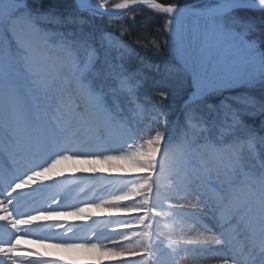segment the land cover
I'll return each mask as SVG.
<instances>
[{
	"label": "snow or ice",
	"instance_id": "snow-or-ice-1",
	"mask_svg": "<svg viewBox=\"0 0 264 264\" xmlns=\"http://www.w3.org/2000/svg\"><path fill=\"white\" fill-rule=\"evenodd\" d=\"M144 7L161 16L158 30L175 51L153 88L161 101L186 90L183 125L170 126L160 104L149 110L139 101L134 75L109 64L105 49L114 34L101 33L97 41L92 33L46 32L44 39L65 56L57 66L37 58L18 30L72 24L82 31L98 16ZM192 18L204 22L195 53L185 25ZM69 84L75 94L65 91ZM257 86L264 89V0H214L202 8L180 0H73L67 16L36 9L32 0H0V264H177L178 252L190 248L219 253L202 257L217 264H264V121L258 131L243 119L257 111L264 116V102L257 109L246 92L223 95ZM119 95L127 98L130 117L109 103ZM109 127L115 133L102 135ZM114 161L131 168L115 165L122 174H113L96 167ZM68 162L89 167L69 173L61 167ZM77 172L102 181L101 193L81 190L84 199L66 204L68 195L57 187ZM92 209L128 215L91 237L78 236L76 224L60 219L94 221ZM185 228L204 231L186 239ZM33 236L97 255L87 262L23 247L21 240Z\"/></svg>",
	"mask_w": 264,
	"mask_h": 264
},
{
	"label": "trees",
	"instance_id": "trees-1",
	"mask_svg": "<svg viewBox=\"0 0 264 264\" xmlns=\"http://www.w3.org/2000/svg\"><path fill=\"white\" fill-rule=\"evenodd\" d=\"M158 1L161 2V0ZM162 2H175V0H162ZM180 2L182 4L203 7L205 6L206 0H180ZM38 4L39 8L55 11V13L60 16L63 14H69L73 11V0H38ZM134 12L135 20L133 21L130 19L133 15L132 12V14L128 16V23L120 19H110L105 16L99 17L98 19H100L101 26H98L96 31L92 32L99 33L98 37L94 36L95 40L99 41L101 33L105 30H107L108 33L112 32V34L118 36L120 41L124 43L126 47L124 50L120 49V51L126 54L121 55L120 59L115 62V65L113 63L112 66L123 67L128 73L134 75V77L140 82L138 92L148 90L143 94L147 93V97H149L150 100H156L164 111H168L173 107L171 101L175 102L174 105L178 108L181 100L184 99V94L177 99H173L178 95L175 93V96L172 94L167 100L161 101L153 88L154 83H156L155 80L158 79L156 78V66L165 62L163 59L168 57V46L166 48L164 33L163 31L158 30L162 18L148 9L134 10ZM69 25H67L66 29L71 27ZM95 27L96 24H94V28ZM121 32H126V34L121 37ZM253 35L259 38V33ZM153 41H155L156 45H159L158 48L154 46ZM116 50L119 51V48H116ZM161 57L163 59H160ZM169 62L170 61H166V64ZM184 93H186V91Z\"/></svg>",
	"mask_w": 264,
	"mask_h": 264
},
{
	"label": "rangeland",
	"instance_id": "rangeland-1",
	"mask_svg": "<svg viewBox=\"0 0 264 264\" xmlns=\"http://www.w3.org/2000/svg\"><path fill=\"white\" fill-rule=\"evenodd\" d=\"M212 1H214V0H212ZM212 1L206 0L205 6H207V5L211 6L214 3ZM116 2H120V0H110V3H116ZM32 5L36 9H42V8H39L38 0H32ZM188 5H190V4H188ZM139 9H148V8L144 7V8H137V9H134V10H139ZM133 11H125L121 16H115V15L114 16H115L116 19H118V20L120 19V20H123V21L128 23L129 22V21H127V20H129L128 16H130ZM67 15L68 14H66V15L63 14L62 16H67ZM98 18H99V16L96 17L90 24L84 25L82 31L77 26L72 25V24H70V25L68 24L71 27L68 26L69 28H67V29H66L67 25H65L63 27H60V26L48 27V26H46L45 30H42L39 25H37L35 29H31L27 25H19L18 28H19V31H21L23 33L26 32V35H27V32H28L29 36H27V40L30 43V45L32 46V48L34 49L35 54L37 56V54H39L41 52V48L39 47L40 45L38 44V40L35 41V39L42 38V41H43L44 34L46 32L55 31V30H61V31H64V32L75 33L76 35H80V36H86L89 33L95 32L96 28L98 26H101L100 19H98ZM94 24H96L95 28H94ZM185 25H186V27L190 30V32L193 35L192 48H193V51L195 53V52L199 51V49L201 48V44H202V40H203V37H202L201 34L203 32L204 22L202 20H200V19L192 18V19L186 21ZM254 34H257V33H254ZM93 36L98 37L99 33H94ZM164 37H165L164 41L166 43V48L168 46L167 54H168L169 58L168 57H166L164 59L162 57L160 58V59L165 60V62H162L159 66H156V70H157L156 78H158V79H156L155 82L161 81L163 79V77L165 75V67L167 65L166 61L167 62L170 61L169 63H171L174 60V58H175L174 47H173L172 43L170 42V39H169V37H168V35L166 33H164ZM48 41H50L51 45L53 44L54 47H57L54 43L51 42V40H48ZM119 45L120 44L118 43V46ZM57 49L59 51H61L60 59H58V62H57V66H59L61 64V62L65 59V56H64V53L62 52V50H60L58 47H57ZM105 50L107 51V54H110V53H112V51L115 50V46L112 45L111 47H106ZM153 50H155V49H153ZM44 53H46V52H44ZM119 54L120 55H125L126 53L119 52ZM208 59H209V57L205 56V63L206 64H207ZM211 59H212L213 63H217L220 60V58L218 56H213V57H211ZM208 69H209V73H211V70H212L211 65H208ZM63 73L64 72L61 71V73L59 75H63ZM138 74H139V72H138ZM245 92L247 94H249L251 97L255 98L256 103H257V109L259 108L260 103L264 102V89H261L259 86L255 87V88L247 89V90L240 88V89H236V90H233V91H225L223 93V95L225 97H234V96L237 95V93L243 94ZM175 93H176V90H173L172 94L174 96H175ZM177 98L178 97H175L173 99H177ZM115 103H116V100H115ZM171 103H173V107H171V108L173 110H175V108H176V106L174 105L175 102L171 101ZM110 104H112V103H110ZM114 105H116V104H112L113 107H114ZM233 107H236V106L234 105ZM148 109L151 110L149 107H148ZM180 109L183 111V113H181L180 115H178L176 117V121L177 122L178 121L181 122V125H183L184 124L183 121H185L186 109H183V108H180ZM117 111H119L121 117H130V115H131L130 110H129V106L127 108L125 106H122L120 108L117 107ZM159 111H160V114L162 116V110L159 109ZM168 111H170V109ZM220 118L221 119L223 118V113H221ZM243 119L249 125L255 126L256 129L259 131L260 122L264 121V116H261L259 111H257L253 115L244 114L243 115ZM144 122L145 123H149L151 121L149 119H145ZM171 123H172V121H171ZM171 123L169 125H171ZM69 164L71 165V162H68L65 165L68 166ZM166 227H167V225L162 226V228H164V229H166ZM177 231H180V230H177ZM183 231L185 232V237L192 238L194 236V234L192 232H188V230L186 231V230L183 229ZM90 251L92 252L93 255L96 254V252L94 253V250H90ZM198 261H200L201 263H197V264H206L207 263L206 260L203 261V260H199L198 259Z\"/></svg>",
	"mask_w": 264,
	"mask_h": 264
},
{
	"label": "bare ground",
	"instance_id": "bare-ground-1",
	"mask_svg": "<svg viewBox=\"0 0 264 264\" xmlns=\"http://www.w3.org/2000/svg\"><path fill=\"white\" fill-rule=\"evenodd\" d=\"M97 2H98V0H97ZM105 17H107V15H105ZM18 30H19V28H18ZM24 33L26 34V32H24ZM26 36H29L28 32H27ZM40 44L48 46V51H46V52L49 54L52 52V50L53 51L58 50L57 47H54V46L50 47L49 41L44 39V38H43V41H42V38H40ZM53 54H55V53H53ZM108 56H109L110 60L113 62H117L120 59V57L116 54L110 53V54H108ZM41 57L48 58L47 54H43ZM65 90H70V93H72V94H75V92H76V88L73 84H69L65 88ZM184 92H185V90H179V91L176 90V93L178 94L177 97H180L181 96L180 94H182V93L184 94V97H185L186 93H184ZM114 133H115V130L112 129L111 127H109L103 131L102 135L108 136V135L114 134ZM101 164H103V165L100 166L99 164H97L96 167L97 168H112V169H114L113 174H122V173H116L115 172V165L123 164L125 166V168H131V165L127 164V162H125V161H114L111 165L106 164V163H101ZM61 167L65 168L66 171L71 173L73 169L86 168V167H89V165H86V164L81 163V162H76V163L71 162V165L69 164L68 166L64 165ZM82 174H84L86 176L81 177L80 175H82ZM87 175L88 174L77 172L75 177L81 178V181H80L81 184H88V183L95 184L94 189L98 190V194H96V195H99L101 193V187H102L103 182L100 180L88 179ZM72 178H74V177L69 176L68 179L66 180V183L69 184L70 180ZM79 188L81 189V186ZM65 189L66 188H64V190ZM85 193H87L89 196L92 195L91 191H89V192L85 191ZM66 194H68V197H69L68 200L65 201L66 204H71L75 201H79V200L84 199V197L82 196L81 199L78 200L76 198V196H74V194H72V190L67 191ZM92 211L94 213H97L98 217H99V218L94 219V221L93 220L81 221L79 219V217L69 216V215L62 216V217H60V219L61 220H68L69 222L76 224L77 229H78L77 235L80 237H87V235H85V234L88 230H90L91 232H95L97 229L98 230L104 229L102 233L107 234L113 228L116 227L114 220L118 217L124 216V215H120V213H122V212L108 211L105 209H92ZM97 226H99V228H97ZM203 231H204L203 228H197V233H200ZM21 244L25 248L35 249L36 251H39L41 253H49V254H52V256H54L53 254L55 253V254H59L63 257H67L69 259H76V260H80V261L89 262V261H92L96 256V255H93L89 249H84V248L65 249V248L56 247L52 243H47V242L46 243H39V242H37L36 236H33V237L25 239V240H21ZM207 252H208V254L206 253L205 250H202V249H199V250L188 249L186 251H184V250L179 251V254L182 258V260H181L182 263H184V264H197V263H201L200 261H198V255H200V254H202L201 256H203V257L216 255L213 252H212V255H211L210 251H207ZM217 255H219V254H217ZM202 260L203 261L206 260L207 261L206 264H217L216 261L207 260V259H202ZM114 264H115V262H114Z\"/></svg>",
	"mask_w": 264,
	"mask_h": 264
},
{
	"label": "water",
	"instance_id": "water-1",
	"mask_svg": "<svg viewBox=\"0 0 264 264\" xmlns=\"http://www.w3.org/2000/svg\"><path fill=\"white\" fill-rule=\"evenodd\" d=\"M159 2V1H158ZM145 8H147V7H145ZM110 17H115V16H110Z\"/></svg>",
	"mask_w": 264,
	"mask_h": 264
}]
</instances>
